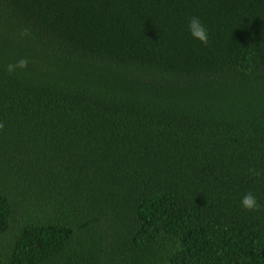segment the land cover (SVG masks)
<instances>
[{
    "label": "trees",
    "instance_id": "1",
    "mask_svg": "<svg viewBox=\"0 0 264 264\" xmlns=\"http://www.w3.org/2000/svg\"><path fill=\"white\" fill-rule=\"evenodd\" d=\"M0 122V264H264V0H0Z\"/></svg>",
    "mask_w": 264,
    "mask_h": 264
},
{
    "label": "clouds",
    "instance_id": "2",
    "mask_svg": "<svg viewBox=\"0 0 264 264\" xmlns=\"http://www.w3.org/2000/svg\"><path fill=\"white\" fill-rule=\"evenodd\" d=\"M188 30L193 38L199 40L201 43L207 45L209 43V30L205 27L202 20L198 16L189 17ZM29 60L27 58H21L14 64L7 65V72L14 73L17 69H26L28 67ZM5 127L3 122H0V130ZM242 207L248 211L261 210L262 205L258 202L257 197L249 191L242 199Z\"/></svg>",
    "mask_w": 264,
    "mask_h": 264
}]
</instances>
